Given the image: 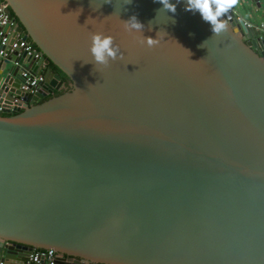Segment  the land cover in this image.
<instances>
[{
    "label": "water",
    "instance_id": "95a60500",
    "mask_svg": "<svg viewBox=\"0 0 264 264\" xmlns=\"http://www.w3.org/2000/svg\"><path fill=\"white\" fill-rule=\"evenodd\" d=\"M2 2L68 84L47 68L29 95L0 64V102L21 101L0 111V264H264L263 32L214 35L185 0ZM92 33L123 59L94 65Z\"/></svg>",
    "mask_w": 264,
    "mask_h": 264
},
{
    "label": "clouds",
    "instance_id": "9594fccd",
    "mask_svg": "<svg viewBox=\"0 0 264 264\" xmlns=\"http://www.w3.org/2000/svg\"><path fill=\"white\" fill-rule=\"evenodd\" d=\"M131 2L132 0H126L125 5H128ZM153 2L159 3L163 6L161 9L157 10L158 13L163 11L175 15L176 4L172 3L171 0H153ZM180 2L181 0H176L177 4ZM106 3L111 4L112 0H106ZM185 3V11L193 13L198 12L202 20L210 24L212 32L214 33V35H216L226 29V22L221 18L237 4V0H185ZM82 11L83 10L80 9L79 13L81 14ZM89 20L94 19L89 16L86 20V24ZM121 22L124 25L126 31H135L140 33L144 32L145 26L141 22H139L136 15H132L127 21ZM150 30L151 29H149V31ZM163 34L167 35L165 31H163ZM160 36L161 32L156 33L157 38L155 39L151 37H145L143 35L141 43H146L147 46L153 47L159 43ZM90 41V53L93 57L92 63H94V65H102L104 67H108L110 61H115L117 60V58L123 59V53L120 52L119 46L114 43V39L112 36H107L103 33H92L90 35ZM205 42L200 45V47H204Z\"/></svg>",
    "mask_w": 264,
    "mask_h": 264
},
{
    "label": "built area",
    "instance_id": "2783aa9c",
    "mask_svg": "<svg viewBox=\"0 0 264 264\" xmlns=\"http://www.w3.org/2000/svg\"><path fill=\"white\" fill-rule=\"evenodd\" d=\"M234 8L235 6L222 17L226 22H228L232 16L236 17L237 20L239 19ZM4 9L5 5L2 0H0V64L3 60L15 54V62L12 63L10 61V63L13 66H18L20 69L19 91L33 95L38 89V84L43 81L46 66L40 61V53L36 51L27 40H22L19 34L14 32L16 24L14 21H9L7 19ZM258 28L264 34V25H261ZM20 59H28L30 63L25 64H30L32 68H25V64L18 65L17 61ZM37 67L39 70L36 72L34 69ZM20 105L21 101L16 97L12 101L1 100L0 111L3 108L11 110ZM56 257V253L52 250L33 249L27 257L25 264H56Z\"/></svg>",
    "mask_w": 264,
    "mask_h": 264
},
{
    "label": "crops",
    "instance_id": "0c3cea01",
    "mask_svg": "<svg viewBox=\"0 0 264 264\" xmlns=\"http://www.w3.org/2000/svg\"><path fill=\"white\" fill-rule=\"evenodd\" d=\"M238 4L241 6L240 10L237 9ZM250 8L253 13L258 14L257 18L254 19L252 16H246L245 10ZM234 10L237 17L242 18L245 22L255 25L256 27L264 25V0H237ZM24 67L30 69L32 68L30 64H25ZM34 70L37 72L39 68L37 67Z\"/></svg>",
    "mask_w": 264,
    "mask_h": 264
},
{
    "label": "trees",
    "instance_id": "16d2710c",
    "mask_svg": "<svg viewBox=\"0 0 264 264\" xmlns=\"http://www.w3.org/2000/svg\"><path fill=\"white\" fill-rule=\"evenodd\" d=\"M15 22V24L17 25V21L15 20L14 21ZM28 41V40H27ZM29 43H30V41H28ZM31 44V43H30ZM32 45V44H31ZM36 51H37V49L34 47V46H32ZM49 69V70H51L53 73H55V74H57L59 77H60V81H61V83L64 85V86H66V84L68 83V80H67V78L55 67V66H53L51 63H48L47 65H46V67H45V69ZM61 93V91H59V92H55L54 94L55 95H57V94H60ZM48 97H46V98H43L42 100H45V99H47Z\"/></svg>",
    "mask_w": 264,
    "mask_h": 264
},
{
    "label": "rangeland",
    "instance_id": "374dc122",
    "mask_svg": "<svg viewBox=\"0 0 264 264\" xmlns=\"http://www.w3.org/2000/svg\"><path fill=\"white\" fill-rule=\"evenodd\" d=\"M237 9H238V10L241 9V6H240L239 4L237 5ZM245 14H246L247 17H248V16H252V18H254V19L257 18V15H258V14L253 13L252 10H251V8L245 10ZM250 14H252V15H250Z\"/></svg>",
    "mask_w": 264,
    "mask_h": 264
},
{
    "label": "flooded vegetation",
    "instance_id": "af4514ba",
    "mask_svg": "<svg viewBox=\"0 0 264 264\" xmlns=\"http://www.w3.org/2000/svg\"><path fill=\"white\" fill-rule=\"evenodd\" d=\"M68 84V83H67ZM67 84H66V86H64V88H67Z\"/></svg>",
    "mask_w": 264,
    "mask_h": 264
}]
</instances>
